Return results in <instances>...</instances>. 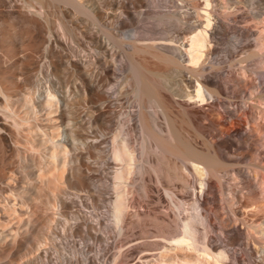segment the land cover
I'll return each instance as SVG.
<instances>
[{"label":"bare ground","instance_id":"1","mask_svg":"<svg viewBox=\"0 0 264 264\" xmlns=\"http://www.w3.org/2000/svg\"><path fill=\"white\" fill-rule=\"evenodd\" d=\"M2 1L10 2L17 10L12 20L0 17V264H142L135 261L134 253L137 251L142 258L150 259L159 255L156 250H163L160 255L168 257L164 261L170 264H247L244 251L253 257L251 264H264V219L254 225L247 223L246 229L240 225L227 229L229 223L225 220L226 225L220 226L224 232L222 239H214L211 233L220 214L218 207L233 220L241 218L245 224L242 215L246 213V205L264 209V122L259 119L260 110L264 111V15L259 13L264 0H252V12L242 14L260 17L258 21L253 18V27L257 30L246 28L247 44L242 47V53L241 50L238 55L231 52L223 60L215 56L220 47L216 44L217 37L228 28L224 18L237 20L220 9L232 6L224 1L213 4L212 0H204L196 4L197 14L205 19L182 30L180 34L187 41L180 45L159 42L158 37L128 35L129 40L121 39L124 46L117 52L114 46L118 40L112 34L105 37L98 34L101 48L79 57L67 48L69 45L65 47L69 50L63 51L60 44L64 43L60 41L70 44L73 39L86 36L87 31H78L79 25L72 23L70 15L85 16L87 26L100 31L96 26L97 13L93 11V8L101 10L97 0ZM121 5L122 13L113 15L123 29L126 26L123 14L129 17L134 11L126 2ZM215 12L222 13L224 18L216 14L214 20ZM167 13L171 11H165ZM39 52L46 54L43 58L47 57L46 61L40 62L42 54ZM137 53L151 54L164 63H173L179 70L178 76L175 73L172 79L173 71L169 78L171 69L145 64L138 60ZM118 56L122 66L129 67L128 93L135 96L138 103L132 105L136 108L122 110L120 130L109 145L110 157L116 164L109 177L108 187L113 189L112 195L109 193L110 207L116 227L125 231L131 223L142 219L143 224L149 221L155 224L158 235L163 238L140 241L131 248L133 252L130 249L113 251L121 244H115L108 232L100 231L107 224L101 217L93 220L74 216L61 232L49 227L54 215L46 212L48 206L56 203L60 213L69 217L79 200L73 195L77 194L89 205L83 196L85 193L76 191L85 190L93 198L97 196L90 158L97 157L101 142L89 138L95 131L86 128L88 119L78 118L73 91L80 88L89 94L90 100L101 102L91 105L94 111L90 112V119L98 122L112 119L118 109L112 107L110 94L104 86L108 74L116 70L112 58ZM236 65H239L238 70ZM226 67H230L229 76L238 85H229V81L224 85L219 70ZM46 70L47 78L42 75ZM242 71L244 74L239 76ZM247 72L252 74L254 81L248 80L250 75L248 79L242 77ZM247 97L257 102L251 103ZM226 103L236 105L233 109L238 111L233 115L235 111L231 110L234 116L231 120L220 109ZM175 107L187 115L190 126L201 140L194 139V135L191 137L193 130L187 133L190 136L179 131ZM216 109L221 110L222 117L217 115L218 119L213 122L226 134L211 138L197 120L203 111ZM208 111L204 114L209 115ZM160 112L164 114V124L159 121ZM139 128L142 135L135 138L134 132ZM155 177L161 182L185 180L195 188L194 193L175 191L176 196L171 193L181 211L188 210L176 226L160 211L166 197L163 192L158 197L155 195ZM213 187L218 195L215 194L211 201L209 193ZM137 192H144L153 202H159L151 210H137L135 214L140 219H135L130 209L142 203ZM193 208L198 209L197 212L191 211ZM84 233L93 242L105 243L98 255L89 253L96 246L85 244L81 247L85 253L82 257L70 260L65 255L66 260L62 261L50 248L41 247L46 235L70 239Z\"/></svg>","mask_w":264,"mask_h":264},{"label":"rangeland","instance_id":"2","mask_svg":"<svg viewBox=\"0 0 264 264\" xmlns=\"http://www.w3.org/2000/svg\"><path fill=\"white\" fill-rule=\"evenodd\" d=\"M97 1L99 2V5L101 6V10L96 11L95 8H93L92 6H89V8L92 7L94 9L93 11H95L97 13V14L95 13L97 18H98V23L96 24V26L98 27V29H100V31L99 30L94 31L92 28L87 26V24L85 23V20H84L85 16L80 15V14L79 15H70L69 18L71 20H73L72 23H74V24L77 23V24H75V26L79 25V26H77L78 31L84 32V30H86L87 33H85L86 31L84 32L86 36H83V39L82 38H80V40H78L79 38H76L73 40L71 39L72 41L70 42V44L69 43L66 44L65 42L60 41V43H64L63 44L64 46L62 44H60L62 46V47L61 46L60 47L63 51H65L67 48H69L73 53H75V57H79L85 53L91 54L93 52H96L101 48V46H99L100 43L98 42L99 38L97 39L98 34L103 35L102 37H105V35L107 36L109 34H112L118 40V44L116 46H114V48L117 52L121 51L122 46H124L123 42L125 40H129V38H126V36H128V35L129 36H138V35L141 36L142 35V36H147V37H149V36L158 37L157 40L159 42H167V43H171L174 45H180L181 42L183 43V42L187 41V39L180 34V33H182V30L184 28H189L192 24H195L196 22H199L202 19H205V17L197 14L198 9L196 7V4L198 6L204 0H125V1L124 0H97ZM212 1H213V4L219 3L221 1H224L226 5L231 4L232 6H230V7H221L220 9L222 11L224 10L227 13H229L230 17H236L237 18V20H231L229 18H224L223 14L220 12H217V13L215 12V14L212 15L214 20H216V14H217L220 17H223L224 20H226V22H228V23H226V26L228 27V28H226L227 30H224L217 37V42H219V43L216 42V44L218 47L220 46L219 48L221 49V51L218 48V51L216 52L215 56L217 58H219V60H223L231 52H235V54L238 55L239 51L241 50L240 52L242 53V49H243L242 47L247 44V38L244 35L248 30V29L246 30V28L252 27V29L254 28V30H257V28L253 27V25L255 24L254 23L255 19L258 21L257 18H260L259 16H252V18H251V15H250V17L249 16H246V17L243 16L245 11H249V12L251 11L252 12V8L250 6V4L252 3V0H242L243 2L240 0L241 2L238 1L237 3L234 0H212ZM121 2L122 3H124V2L128 3L130 5V8L132 7L133 9L132 8L131 9L134 11L133 15L132 16L129 15V17L123 14V19L126 22V26L123 29H121L119 27L118 19L116 18L115 15H113L116 12H118L116 14L122 13L123 8H122V5L120 7V4H122ZM11 5L12 4L8 1L0 2V17H2V18L4 17L5 19H9V20L14 19L13 15H15V11L17 9L15 8V5L14 6H11ZM235 5L236 6L238 5L239 7H235ZM92 8L90 10H92ZM199 10L201 12H203V8L200 6H199ZM165 11L166 12L171 11V13L165 14ZM173 11H177V13H173ZM259 13L264 15V6L262 7V9ZM75 16H76V18L77 17H79V18L76 20ZM113 17H114V20H112ZM253 18H255V19H253ZM109 22L111 23V25ZM86 27H89L90 30H88L89 28H86ZM229 31H231V32H229ZM88 32H90V33H88ZM219 36H220V38H219ZM182 37L184 40L182 39ZM218 38L221 42L218 41ZM223 38H226V39H223ZM121 39L122 40L124 39V41H121ZM65 47H67V48H65ZM234 48H235V51H234ZM68 50H66V52ZM42 52H39V54L40 53L42 54L41 56L39 55L40 56L39 59L41 58L40 62H44V60L45 61L47 60V57H45V59H43L44 56H46V54L44 55L43 54L44 52L43 53ZM1 53L2 52L0 50V54ZM137 54H138L137 55L138 60L142 61L145 64H148L152 67H160V68H165V69L168 68V70L171 69V71H170L171 73L169 72V74H170L169 78H171V74L173 71H174V74H172V77H173V75H175V73L178 76V74H177L178 69H176L174 67L173 63H170L171 64L170 65L166 62L167 63L166 64V63H164V61L163 62H162V60L160 61L159 58H156V57L152 56L151 54H146V53H137ZM42 59H43V61H42ZM112 59H113L114 63L116 64V68H115L116 72L114 71L116 74L114 72H112V73L108 74V76L106 75L107 78L105 80V83L106 82L107 83L104 86V89L106 91L108 90L107 93L110 94L109 96L111 97L112 107L114 106L113 108L115 110L118 109V113H115L114 116L112 117L113 120L107 119V120H104L102 122L101 121L98 122V121L90 119L91 118L90 112L94 111V109L91 105L94 106V105H97L98 103L101 104V102H94V101L90 100L91 98H90L89 94L86 91L83 92L84 90H81L80 88L73 91V95H74V99H75L74 100V102H75L74 106H75V109L77 110V112H79V113L76 112L77 114H79L78 118L81 117V119L84 121H86L88 119L86 121V126H87L86 128L92 129L93 131L96 132V133L91 132V135H93V136L91 137V135H90L89 138L93 139L97 143L101 142L100 143L101 147L99 146L97 149V152H99L97 157L90 158V160L93 161L92 163L95 167V168L93 167L91 172L94 175L93 186L95 189L94 193H95V195H97V196H95L96 200H95V198H93L91 196V194L88 191H85V190L76 191V190H74L78 193H81L82 195H83V193H85L83 196L89 202V205H88L89 207L81 201V198L77 194H75V195H73V197H75L76 199L77 198L79 199V200L77 199L78 204L76 203V205L73 208L74 213H72V215H70L69 217H66L60 213L59 206L57 207L58 204H56V203H53L50 206H48L46 208V212L50 213L52 216L53 215L55 216V217L54 216L52 217V219L49 223V225H50L49 227L52 226L53 228H55L61 232H64L68 223L70 221L74 220V218H73L74 216H79V215L80 216H87L89 218L91 217V219H93V220L101 217L107 222L108 225L106 224L103 227H101L100 231L102 233L108 232L107 234L112 235V240L115 242V244L116 243L121 244L118 247H114L113 251L130 249V251L133 252V250L131 248L136 243H138L140 241H151V240L160 239V238L163 239V238L158 235V232L156 231V225L155 224H153L152 222L150 223V221L148 222L149 224L148 223L143 224L142 219L138 218L135 214L137 210H143V211L151 210V209H153V206L155 208L156 207L155 205H158V203H159L158 201L153 202L152 201L153 198L149 197L144 192H137L136 193V195H138L139 198L141 197L142 203L137 205V206H133V207L131 206L130 207L131 212L134 214V218L136 219V217H137V219H140V220H136V222L131 223L125 231L119 227H116V222L114 220L113 211H111L109 198L111 197V195L113 193V189H112V186L111 187H108V186H110L109 177H110V175H112L111 172L115 168L116 164L114 163V161L110 157L108 149H109V145L111 143L113 136L120 130L119 122L123 118V115L121 114L122 110H124L125 108H131V107L136 108L135 106H132V105H135L138 103L136 97L128 93V85L126 82V75L128 74L127 69H129V67L125 68L122 66V60H121L120 56H118L117 58H112ZM172 64H173V66H172ZM239 65H236L237 67L235 66V68H237V70L239 68ZM172 67H174V68H172ZM228 69H230V67H226V68L219 70V72L222 73V80H223V82H225L224 85L226 84V81H229V85L236 84V82H234L231 79V77L229 76L230 73L228 72ZM185 71H187V70H185ZM46 72H47V70L43 72L44 74L42 73V75L45 78H47ZM178 73H180V72H178ZM242 74H244L243 71L241 74L238 73L239 76H241ZM249 75H250V72L248 74L245 73V76H242V77H245V78L247 77V79H248ZM251 75H250V77H251ZM179 77H176V78L178 79ZM176 78H175V80H177ZM172 79H174V77ZM248 80L252 82L253 78L251 77ZM71 81L73 82V80H71ZM72 82H70V83H72ZM108 82H109V84H108ZM46 84L48 85L49 83L46 82ZM72 84H75V83H72ZM238 84L239 83H237L236 85H238ZM34 88L36 89V85ZM83 93H85V95ZM85 96H87V98ZM83 97H85V98L83 99ZM230 99H235V98H228V100H230ZM249 99H250V101H249ZM251 99H254V98L247 97V100L249 102L254 103L255 101L252 100L253 101L252 102ZM89 101H92V102H89ZM89 103H91V104H89ZM89 106H91L92 108L89 109ZM235 106L236 105H234V104L226 103V105L221 106L220 109L223 112L225 111L227 113L226 115L229 117L228 119L231 120L234 117L233 115L235 113H238L237 110H236L237 111L236 112L233 109V108H235ZM87 107H88V109H87ZM137 109H138V107H137ZM205 109H207V108H205ZM83 110H85L87 113L86 112L81 113V111H83ZM87 110H89V111H87ZM221 110L218 109V111H217V109H216L213 112L211 110H209V111L207 110L208 114L210 113L209 115L204 114L207 111H203V114L200 113L202 115L199 114L203 118L199 117L197 121L198 122L201 121V126L205 127V129H207V133L209 134V136L211 135L210 136L211 138L214 136H217V134H226V131H224L221 126L218 125V127H219L218 128L217 124L213 122L215 119L216 120L218 119V117L216 118V116L220 115L219 113H221ZM231 110H233L235 112L233 113ZM260 111H262V112H259V116L261 115V117L259 119H260V121L264 122V111L263 110H260ZM88 112H89V115H88ZM160 113L161 114L159 115V121L162 124H164L163 123L165 121L164 114L162 112H160ZM231 113H233V115ZM174 114L177 117V125H178V127H180L179 131L181 129V131L184 132L183 134H187V133L189 134V132L191 130H193L194 134L191 133L190 134L191 137L194 138V136H195L194 139H196L197 141L201 140V137L197 136L195 134V131L192 128V126H190V124L187 120V115L183 111H179L178 107H175L174 108ZM44 116H46V115H44ZM207 116H209V117L206 118ZM220 116L222 117V115H220ZM209 119L210 120L212 119V122H210ZM111 122H114V123H111ZM102 123H103V125L105 123H107V124L105 126L100 127L102 125ZM209 123L211 125L210 128L208 127ZM211 123H213V125ZM111 125H113L114 127ZM199 125H200V123H199ZM106 126H107V128L103 129V127H106ZM95 128H96V130L97 129L98 130L97 131L94 130ZM99 129H101V130H99ZM220 132H222V133H220ZM257 132L258 131H256V133ZM140 133H141V130L139 128L134 132V137L140 138L142 135V133L141 134ZM213 133H214V135H213ZM190 135H188V136H190ZM192 135H194V136H192ZM263 161H264V159H263ZM240 164L242 166L244 163L243 164L239 163V165ZM236 165L238 167H240L238 164H236ZM262 170L264 171V169H262ZM153 181H154L153 183H155L154 184L155 195L158 197L163 192L162 195L164 196V198L166 197L165 198L166 200L161 203L160 211L165 213L168 216V218L170 219V220L168 219V222L171 225H173V226L178 225L181 216L187 214L188 210L183 209V212H182L181 209L173 201L171 193H174V195H175V191L176 192L194 193L195 188L185 180L161 182V181L157 180L155 177V180L153 179ZM179 183L180 184L182 183L181 184L182 187ZM165 185H167V186H165ZM177 185L178 186L180 185V186L178 187ZM183 185H184V187H183ZM175 189H177L178 191ZM216 190L217 189L215 187H213V190L209 193V197H210L211 201H212V197H214L215 194L218 195V193H217L218 191H216ZM217 200H218V197H217ZM184 206H186V205H184ZM197 210L198 209L193 208L191 211L197 212ZM217 210L220 212V214L218 215L219 220L218 219L215 220L216 225L211 232L215 236V237L213 236V238L217 239V240L222 239V237H224V232L222 231V228L220 226H221V224H223L224 226L226 225L225 220H227V222L229 223L226 226L227 229H231V228L236 227L238 225H240L243 228L245 227V229H246V225H248V224L254 225V224L260 223L264 219V209L262 207L259 209L258 208L256 209V208L251 207L250 205H248V206L246 205V213L244 215H242L243 217L240 216V217L245 219L246 224L242 223L241 218H240V220H236V221L233 220L234 218L231 217L229 213H226V212L224 213L221 209H219V207L217 208ZM218 211H217V214L219 213ZM221 211L223 212L222 215H221ZM172 213H174V214H172ZM169 214H171V215H169ZM172 215H173V217H172ZM220 221H221V223H220ZM201 222H202L201 220H198V223L200 224V226L203 227V224ZM131 226H133V227H131ZM142 226L144 227V229ZM49 227H47V230H49ZM105 227H107V228L105 229ZM153 229L155 231H153ZM142 232L145 234H143ZM84 235L83 234L82 235H76L74 237L71 236L70 239H65L62 237L61 238L60 237L53 238V237L46 235L47 238L45 239V241L41 245V247L43 249L46 247L50 248V251H52L54 253V255L57 257V259L58 260L61 259L62 261L66 260L65 255H67L68 259H70V260H75L78 256L82 257L85 253L81 249V247H82V245H85V244H92L93 246H96V247H94L95 250L93 249L89 253L98 255L100 247H103L105 245V243H100V242H95V241L93 242V240L91 238H89V236L86 233H84ZM128 238H131V240L137 239V238H139V239L129 241L130 239H128ZM76 242L79 243L78 246L76 245ZM102 244H104V245H102ZM122 244H124V245H122ZM162 251L163 250H156L155 252L159 253V255H157V257L155 256V257H152L150 259L142 258L140 256L141 253H139L137 251L134 253L133 256L135 257V255H136L135 261H139L142 264L143 263L144 264H160L162 262H166L167 264H170V262L168 260L164 261V259H166V258L168 259V257L160 255V253ZM239 251H242V249H239ZM244 253L247 256V260H246L247 264H251L253 257H251L246 251H244ZM26 264H28V263H26ZM29 264H31V263H29Z\"/></svg>","mask_w":264,"mask_h":264}]
</instances>
